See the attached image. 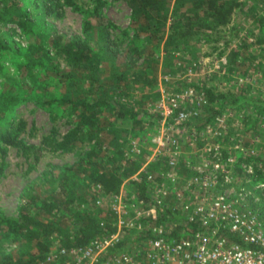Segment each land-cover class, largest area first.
<instances>
[{"label":"trees","instance_id":"16d2710c","mask_svg":"<svg viewBox=\"0 0 264 264\" xmlns=\"http://www.w3.org/2000/svg\"><path fill=\"white\" fill-rule=\"evenodd\" d=\"M48 1L59 6L63 2H71ZM124 1L131 10L134 32L139 37L148 35L150 38L151 48L144 57L145 62L135 63L138 49L132 38L127 48V59L121 65L116 64L115 50L110 47L108 31L88 13L83 16V36L65 37L55 34L49 43L29 42L21 54L22 59L16 63L18 74L8 75L9 83L0 88V143L36 149L33 144L17 138L16 131L12 133L4 125L7 114L26 97L30 88V96L37 103L74 114L72 125L62 134L57 147L68 151L75 146L84 145V142L89 146L77 162L60 166L56 188L37 202L42 216L22 211L18 217H0V222L6 224L4 235L12 233L14 238L19 237L23 241L34 239L35 244L33 255L23 258L14 252L4 251L0 243V264H32L44 258L49 250H46L48 236L52 233L57 236L64 234L61 222L55 215L65 208V212L72 214L81 224L70 239L62 242L64 245L83 244L91 237L112 229L107 221L109 214L106 209H95L94 204H86L83 208L75 207L78 200L86 199L83 196L86 190L81 186L85 178L92 180L90 186L93 188L96 184H101L102 191L106 193L118 190L120 184L127 179L139 196L146 197L144 181L129 178L144 162L145 150L140 155L132 150L128 135L140 138L145 125L148 124L147 128H151L154 122L152 115L145 110V105L147 101L156 98L159 91L149 100L143 94L146 86L156 80V74L153 72L150 77L146 69L149 65L153 69L156 67L155 51L162 39L165 38L174 47L181 46L185 49L191 48L192 44L197 47L199 43L213 41V29L240 4L237 0ZM104 2L105 0H94L93 11ZM23 4L19 0H0V27L8 22L15 23L25 33L34 34L33 19ZM7 51L14 50L0 32V55ZM138 80L143 84L138 86ZM205 90L214 113L230 109L239 116L240 112L237 110L242 103L254 105L256 112L260 113L255 120L252 116L249 120V112H252L253 107L245 106L246 118L241 116L242 121L245 119L243 122L246 124V133L255 131L259 120H263V98L244 90L235 93L230 90L219 91L209 83ZM138 91L141 95L134 98V93ZM126 120L129 121L128 127L124 125ZM21 123H17L18 128ZM231 130L229 128L226 138L231 136ZM154 166L155 163L149 165ZM80 172L84 175L80 176ZM151 218L149 220L152 221ZM158 218L162 220L164 215ZM101 219H104L102 226ZM131 240L124 239L117 247L123 248Z\"/></svg>","mask_w":264,"mask_h":264},{"label":"built area","instance_id":"2783aa9c","mask_svg":"<svg viewBox=\"0 0 264 264\" xmlns=\"http://www.w3.org/2000/svg\"><path fill=\"white\" fill-rule=\"evenodd\" d=\"M178 65L179 70L161 75L159 95L145 105L156 122L152 146L129 178L144 181L146 197L136 191L128 195L123 185L127 179L109 193L96 184L94 205L99 208L107 199L112 229L83 244H58L46 252L45 261L264 264V206L257 203L264 198L261 145L255 137L248 140L246 133L225 143L232 110L214 113L209 106L205 87L212 70L200 58ZM173 80L171 89L163 88L162 82L166 86ZM192 123L206 129L208 139L200 147H194L197 134L189 131ZM200 149L205 154H198ZM132 150L140 148L133 142ZM130 235L140 246L118 248Z\"/></svg>","mask_w":264,"mask_h":264},{"label":"rangeland","instance_id":"374dc122","mask_svg":"<svg viewBox=\"0 0 264 264\" xmlns=\"http://www.w3.org/2000/svg\"><path fill=\"white\" fill-rule=\"evenodd\" d=\"M19 1L28 8L35 32L27 34L15 23L8 22L1 25L2 37L15 52L7 51L0 55V88L9 83L8 75L18 74L16 63L22 59L21 54L29 42L49 43L55 34L65 37L83 36V16L88 13H91L90 16L96 18L97 22L100 21V26L103 24L108 31L110 47L115 50L114 62L116 64L121 65L127 59V48L132 38L135 39L133 43L138 49L136 64L144 61L145 55L151 48L148 35L139 37L134 32L131 10L124 0H105L103 5L94 11V0H70L69 3L61 0L63 3L60 6L54 5V2L48 0ZM237 1L240 4L235 6L229 16L213 29L215 37L213 41L199 43L197 47L192 44L191 48L187 47L186 49L181 46L174 47L165 38L160 41L155 51L156 67L153 69L149 65L146 69L147 75L150 77L153 72L156 74L155 82L149 83L143 91L147 100L159 91L162 74L179 70V62L187 63L200 58L206 61L207 66L212 70L211 78L207 83L213 84L219 91L230 90L235 93L244 90L248 94L263 98L262 105L258 103L261 106L264 105V0ZM59 62L61 66L62 60L60 59ZM174 81L167 82L166 86L162 82L163 88L171 89ZM136 84L139 86L143 82L138 80ZM31 93L29 88L26 97L7 114L8 117L4 124L12 133L16 131L17 138H21L27 144H33L36 149H23L17 145L0 143L1 218L18 217L22 211L42 216L37 202L56 188L60 166L74 164L89 147L87 142L68 151H62L57 147L56 144L62 134L72 125L74 114L58 108L44 107L31 98ZM140 95V91L135 92L134 98ZM245 106L253 107L252 112H249V120L251 116L255 120L260 115L254 109V105L250 106L245 103H242L237 110L240 112L239 116L235 114L236 111L232 110V115L228 118L230 123L227 124V130L228 128L232 129L231 136L226 138L228 133H224L225 143L230 144V142L236 141L237 136H244L240 135L241 133H246L244 130L246 124L243 122L245 119L242 121V118L244 116L246 118L247 115L244 112ZM261 112L264 113V107ZM200 121L202 120H196V122ZM18 122H22L19 128L17 127ZM259 122L255 131L250 130L246 134H248V140L255 137L254 142L257 141L261 145L262 153H264V117ZM128 124V120L124 121V125L128 127ZM192 124L189 131L197 134L194 147H200L205 141L204 138L206 137V141L208 139L205 135L206 129L197 123ZM147 125L140 133L141 139L128 134L130 135L131 148L133 142L140 148V151L136 152L138 155L143 150H145L144 155H147L152 146L151 138L156 122H153L151 128H147ZM198 125L199 127H197ZM194 147L191 150L196 152ZM197 153L205 154V151L200 149ZM79 175L83 176L84 174L80 172ZM91 182L92 180L89 178H85L81 182V186L86 190L83 195L86 199L78 200L75 207L83 208L86 204H95L94 198L97 196V191L90 186ZM123 185L126 192L133 193L136 189L128 181H125ZM257 203L264 206V198ZM101 206L104 209L107 208L106 198L102 199L99 207L100 210H104ZM93 207L99 209L95 205ZM65 211L67 208L55 215L59 223L61 222L64 234L57 236L52 233L49 235L46 250L62 244L67 238L70 239L81 224L72 214L68 215ZM49 215L52 216V213ZM5 229L6 224L1 223L0 243L4 251L14 252L23 258L31 257L33 247L35 248L34 239L23 241L21 238L18 239L19 237L14 238L12 233L4 235ZM130 236L132 239V235ZM140 243L138 239H133L127 242L123 248L130 250L134 246H140ZM48 263L40 258L32 264Z\"/></svg>","mask_w":264,"mask_h":264}]
</instances>
